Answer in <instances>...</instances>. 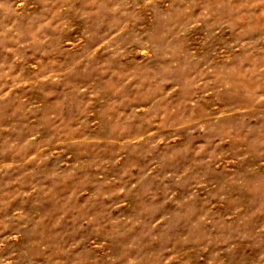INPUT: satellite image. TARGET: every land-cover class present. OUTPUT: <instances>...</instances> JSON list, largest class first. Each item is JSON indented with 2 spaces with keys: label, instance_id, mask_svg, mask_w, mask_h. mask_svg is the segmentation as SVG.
<instances>
[{
  "label": "rangeland",
  "instance_id": "rangeland-1",
  "mask_svg": "<svg viewBox=\"0 0 264 264\" xmlns=\"http://www.w3.org/2000/svg\"><path fill=\"white\" fill-rule=\"evenodd\" d=\"M0 264H264V0H0Z\"/></svg>",
  "mask_w": 264,
  "mask_h": 264
}]
</instances>
